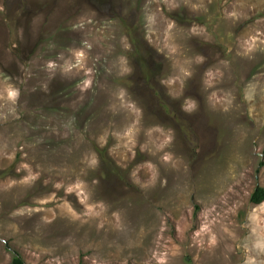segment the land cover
<instances>
[{
  "label": "rangeland",
  "instance_id": "obj_1",
  "mask_svg": "<svg viewBox=\"0 0 264 264\" xmlns=\"http://www.w3.org/2000/svg\"><path fill=\"white\" fill-rule=\"evenodd\" d=\"M263 162L264 0H0V264H264Z\"/></svg>",
  "mask_w": 264,
  "mask_h": 264
},
{
  "label": "trees",
  "instance_id": "obj_2",
  "mask_svg": "<svg viewBox=\"0 0 264 264\" xmlns=\"http://www.w3.org/2000/svg\"><path fill=\"white\" fill-rule=\"evenodd\" d=\"M128 31V29H127ZM131 34V33H129ZM137 54L140 52V48L136 46ZM136 54V55H137ZM102 161L104 163V166L107 168V170H110V168L113 167L111 164L112 162L108 158L105 151H100ZM261 167H264V162L261 163ZM112 170V169H111ZM251 203L255 206H260L264 203V188L258 187L251 198ZM11 264H27L23 257H21L19 254H16L12 260Z\"/></svg>",
  "mask_w": 264,
  "mask_h": 264
}]
</instances>
